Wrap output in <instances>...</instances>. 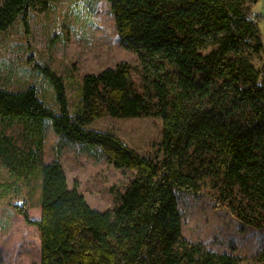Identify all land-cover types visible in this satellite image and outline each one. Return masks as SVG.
<instances>
[{
    "label": "trees",
    "instance_id": "obj_1",
    "mask_svg": "<svg viewBox=\"0 0 264 264\" xmlns=\"http://www.w3.org/2000/svg\"><path fill=\"white\" fill-rule=\"evenodd\" d=\"M57 0H3L0 35L19 23L29 37L33 12ZM123 46L138 54L142 88L126 62L81 80L73 117L63 80L26 57L48 80L57 111L37 87H0V200L19 185L33 197L40 182L41 217L28 203L14 208L38 229L41 264H243L244 258L206 250L181 237L174 188L200 195L210 179L214 210L264 228V71L252 62L263 41L258 0H108ZM162 120L159 156H143L113 133L85 127L104 117ZM71 141L99 146L117 170L135 178L117 207L89 206L61 163L43 161L46 121ZM21 128L24 145L7 135ZM6 173V179L3 173ZM264 264V245L256 256Z\"/></svg>",
    "mask_w": 264,
    "mask_h": 264
},
{
    "label": "rangeland",
    "instance_id": "obj_2",
    "mask_svg": "<svg viewBox=\"0 0 264 264\" xmlns=\"http://www.w3.org/2000/svg\"><path fill=\"white\" fill-rule=\"evenodd\" d=\"M3 0H0V6ZM258 16L263 51L252 62L264 71V0L253 6ZM28 36V35H27ZM19 23L0 35V87L24 90L37 87L39 98L57 111L55 94L48 80L32 72L26 57L34 56L47 64L63 80L69 112L75 116L81 105L80 85L85 75H98L126 62L140 91L142 67L138 54L123 46L108 0H57L47 12L35 11L30 19L29 37ZM113 133L137 153L159 156L162 141L160 118L104 117L85 127ZM7 135L24 145L21 128L14 126ZM58 160L67 176L69 188L74 182L94 210L104 212L120 205L121 197L135 178V171L117 170L99 146L71 141L57 135L51 120L46 121L43 146L44 164ZM6 173L3 178L6 179ZM40 180L31 198L29 188L19 185L0 200V264H41V240L38 229L27 225L15 210L28 203L31 219L39 220ZM181 216V237L201 243L206 250L244 258L243 264H261L256 256L264 245V228L255 229L234 219L226 209L214 210L217 190L211 180L200 195L174 188Z\"/></svg>",
    "mask_w": 264,
    "mask_h": 264
}]
</instances>
